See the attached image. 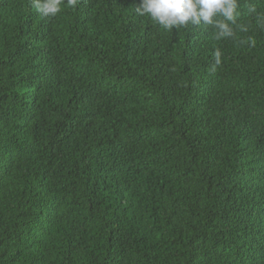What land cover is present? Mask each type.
Listing matches in <instances>:
<instances>
[{
    "label": "trees",
    "instance_id": "trees-1",
    "mask_svg": "<svg viewBox=\"0 0 264 264\" xmlns=\"http://www.w3.org/2000/svg\"><path fill=\"white\" fill-rule=\"evenodd\" d=\"M237 2L217 38L0 0V264H264V0Z\"/></svg>",
    "mask_w": 264,
    "mask_h": 264
},
{
    "label": "clouds",
    "instance_id": "clouds-1",
    "mask_svg": "<svg viewBox=\"0 0 264 264\" xmlns=\"http://www.w3.org/2000/svg\"><path fill=\"white\" fill-rule=\"evenodd\" d=\"M77 2L67 0V5L75 7ZM62 3L64 0H32V6L44 17H55L61 11ZM237 9V0H140L135 11L140 16H149L164 29L203 23L217 30V38H225L233 36ZM214 57L216 64H220L219 50H215Z\"/></svg>",
    "mask_w": 264,
    "mask_h": 264
}]
</instances>
